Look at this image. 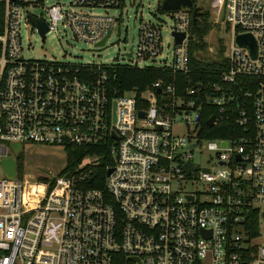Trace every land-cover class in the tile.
Listing matches in <instances>:
<instances>
[{"label": "built area", "instance_id": "obj_1", "mask_svg": "<svg viewBox=\"0 0 264 264\" xmlns=\"http://www.w3.org/2000/svg\"><path fill=\"white\" fill-rule=\"evenodd\" d=\"M1 1L0 161L11 155L16 160L26 145H73L107 146L113 164L104 190L83 188V177L70 173H50L39 181L17 171L10 179L2 169L0 264H264V241L251 244L264 239V210L257 205L264 204V0L212 1L218 18L224 11L229 31L227 67L219 82L187 87L183 94L163 78L142 91H118L109 70L189 73V9L167 12L171 60L158 59L160 26L141 21L133 22L135 34L121 54L126 61L70 63L26 57L22 23L43 19L42 40L59 24L95 46L109 33L105 45L127 1ZM174 34H183L180 43ZM239 35L253 38L254 56L248 45L237 43ZM200 92L202 111L206 102L216 109L212 126L232 123L227 138H204L203 128L199 134ZM178 124L185 136L174 131ZM11 143H19L20 151ZM204 144L213 153L206 164L194 159ZM27 182L38 193L32 188L26 193ZM256 209L259 230L249 240L245 222Z\"/></svg>", "mask_w": 264, "mask_h": 264}, {"label": "rangeland", "instance_id": "obj_2", "mask_svg": "<svg viewBox=\"0 0 264 264\" xmlns=\"http://www.w3.org/2000/svg\"><path fill=\"white\" fill-rule=\"evenodd\" d=\"M122 8L119 9L121 13V20L119 26L114 30L112 35L108 38L103 46H95L94 44L77 40L73 37L72 33L58 25L56 31H50L47 38L42 40L37 29L30 24L22 23L20 27L21 47L23 54L31 58H55L63 62L70 63H110L113 61H126L121 58V54L126 48H129L131 37L135 34L133 29V22L139 24L141 21H150L157 24L161 28V47L162 53L158 59L168 55V60H171L172 55V37L170 35L171 20L167 12L158 10L159 0H128ZM213 0H196L198 7H205L210 13V21L213 24L210 31L204 37V45L202 49H197L195 55L199 58L210 60L217 57L220 45L223 46L227 42L229 31L227 25L224 23V11L221 17L215 15V10L211 3ZM52 2V0H48ZM190 9L188 7H183ZM27 11L33 14L44 13L41 7H28ZM93 12H104L102 9H94ZM110 14H117L113 10L108 11ZM128 95H131L129 93ZM177 135L185 136V128L182 124L174 127ZM28 153L25 160L24 174L30 175L35 179L36 176L46 175L50 173L58 174L63 169L65 164V155L59 147L49 146H24L22 151ZM198 150L202 154H194V159L202 164H206L213 156L211 151L206 149V144L203 147L195 149L194 153ZM21 151V152H22ZM211 166H214L212 164ZM3 176L2 168L0 165V178ZM26 193L28 189L32 188L34 193H38V186L35 183L27 182L25 184ZM261 210H264V204H257ZM262 237H257L251 241L252 245H259L263 243Z\"/></svg>", "mask_w": 264, "mask_h": 264}, {"label": "trees", "instance_id": "obj_3", "mask_svg": "<svg viewBox=\"0 0 264 264\" xmlns=\"http://www.w3.org/2000/svg\"><path fill=\"white\" fill-rule=\"evenodd\" d=\"M161 0H159L158 10L161 9ZM192 14V8L189 9ZM4 17V3L0 0V30L3 24ZM213 24L210 22V13L206 10L202 16H197L195 23L191 22L190 27V50L191 54V70L187 74H173L168 70L160 68H148L137 70L126 66H115L109 70L110 75L114 78V85L118 91L124 89L138 88L140 91L144 90L150 83L165 79L174 81L177 84L178 93L183 94L187 87L196 85H209L213 82L221 80L222 73L226 70V60L223 57L224 46L221 44L217 57L205 60L195 55V50L202 49L204 45V37L212 28ZM193 52H195L193 54ZM200 112H199V134L207 139L212 138H227L232 123L227 121H219L214 126H208L207 120L211 115L217 117L216 109L208 102L205 103L202 111V92L199 94ZM65 155V164L63 169L58 174L70 173L76 177H83L80 181V186L83 188H94L104 190V181L107 174V167L113 164V155L107 146H73L67 145L61 148ZM28 155L27 152L22 151L16 157V171L18 176L24 174L25 167L23 157ZM48 174L36 176L39 181L47 180ZM259 210L249 212V217L245 222V229L247 230L249 240L256 237L259 230Z\"/></svg>", "mask_w": 264, "mask_h": 264}, {"label": "water", "instance_id": "obj_4", "mask_svg": "<svg viewBox=\"0 0 264 264\" xmlns=\"http://www.w3.org/2000/svg\"><path fill=\"white\" fill-rule=\"evenodd\" d=\"M161 9L165 12L168 11H174V10H178L180 7H188V8H192V20L193 23H195V20L197 18V16H199L200 10L199 7L196 6V0H161ZM31 23L38 29L40 35L42 36V39L44 38V33L47 31V27L44 23L43 19H36V18H31ZM175 35V40L177 43H180V41L183 38V34ZM109 36V33L107 34V37ZM106 37V38H107ZM105 39L101 40L98 45L101 46L103 45V43L105 42ZM237 43L242 46L244 44L248 45L250 47L251 50V54L254 56L255 55V51H256V46H255V42L253 40V38L250 35H239L236 38ZM198 88L201 89V85H198ZM140 116H143V113L140 112L139 113ZM214 122V116H210L209 119L207 120V124L208 126H212ZM11 148L16 151L19 152L21 149V145L19 143H11L10 144ZM1 167L4 171V174L10 178V179H14V177L16 176V160L14 158L13 155L3 158L0 161ZM188 170H191V166L187 165ZM111 172V169L107 171V174H109ZM69 174H66V177H68ZM262 220H263V224H264V211L261 214Z\"/></svg>", "mask_w": 264, "mask_h": 264}, {"label": "flooded vegetation", "instance_id": "obj_5", "mask_svg": "<svg viewBox=\"0 0 264 264\" xmlns=\"http://www.w3.org/2000/svg\"><path fill=\"white\" fill-rule=\"evenodd\" d=\"M197 6V5H196ZM198 7V6H197ZM199 10H200V13L202 14V16L205 14V12H206V9H205V7H203V5L202 6H200L199 7Z\"/></svg>", "mask_w": 264, "mask_h": 264}]
</instances>
